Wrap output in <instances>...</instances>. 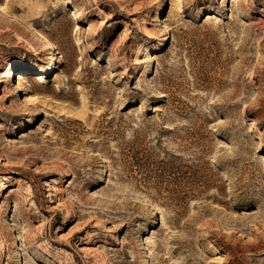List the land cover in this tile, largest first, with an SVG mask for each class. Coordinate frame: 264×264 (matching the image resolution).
<instances>
[{
    "label": "rangeland",
    "instance_id": "rangeland-1",
    "mask_svg": "<svg viewBox=\"0 0 264 264\" xmlns=\"http://www.w3.org/2000/svg\"><path fill=\"white\" fill-rule=\"evenodd\" d=\"M0 5V264H264V0Z\"/></svg>",
    "mask_w": 264,
    "mask_h": 264
},
{
    "label": "bare ground",
    "instance_id": "bare-ground-1",
    "mask_svg": "<svg viewBox=\"0 0 264 264\" xmlns=\"http://www.w3.org/2000/svg\"><path fill=\"white\" fill-rule=\"evenodd\" d=\"M247 1V0H246ZM244 3V2H243ZM245 4V3H244ZM243 4V5H244ZM243 5H240V6H243ZM248 5V4H247ZM243 8H244V6H243ZM7 9H8V7H7V5L6 6H4V5H0V11L1 12H6V13H8V11H7ZM245 9V8H244ZM212 18H214V17H212ZM125 36V35H124ZM39 37H40V39H41V41L43 42V43H46V45H48L49 46V42H50V40H49V42H48V39H47V37L44 35V34H40L39 35ZM42 44V43H41ZM37 46V45H36ZM40 46V45H39ZM44 46V45H43ZM34 47V46H33ZM53 47V46H52ZM37 48V47H36ZM40 48V47H39ZM50 49V47H47V49ZM54 49V48H53ZM36 50V49H35ZM42 50V49H41ZM44 50V49H43ZM52 52V51H51ZM54 52V51H53ZM49 54H52V53H49ZM50 59L52 60L53 58L52 57H50ZM51 62V61H50ZM135 62L136 63H139V60H138V56H137V58H136V60H135ZM151 67V66H150ZM14 75V73L13 72H11V73H9L8 74V77L9 78H12V76ZM38 83H41V82H43V77H39L38 79ZM23 84H24V87H26L24 90H26L27 88H31L32 89V85L30 84V82L29 81H26L25 79H21L18 83H17V86L15 87V89L16 90H22L21 89V87L23 86ZM25 101L26 102H28L29 103V105H32L33 103H32V101H33V98L32 97H27L26 99H25ZM264 160V159H263ZM3 189V188H2ZM9 189V188H8ZM7 206H9V203H7L6 204ZM17 206V205H16ZM3 212V211H2Z\"/></svg>",
    "mask_w": 264,
    "mask_h": 264
}]
</instances>
